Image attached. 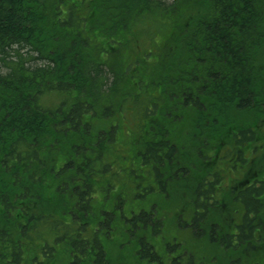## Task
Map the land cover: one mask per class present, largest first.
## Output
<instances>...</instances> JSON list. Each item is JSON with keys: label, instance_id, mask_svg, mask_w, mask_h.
<instances>
[{"label": "trees", "instance_id": "1", "mask_svg": "<svg viewBox=\"0 0 264 264\" xmlns=\"http://www.w3.org/2000/svg\"><path fill=\"white\" fill-rule=\"evenodd\" d=\"M259 153L264 0H0V264H246Z\"/></svg>", "mask_w": 264, "mask_h": 264}, {"label": "rangeland", "instance_id": "2", "mask_svg": "<svg viewBox=\"0 0 264 264\" xmlns=\"http://www.w3.org/2000/svg\"><path fill=\"white\" fill-rule=\"evenodd\" d=\"M257 160H260V162L261 160H263V157L261 156L260 153L256 155L255 158L252 159V161L249 162L251 163L250 165H246V168L236 171L235 173H231L230 175H228L227 177H225V179L221 181V187L227 185L225 189L221 190L222 200L226 206H229V204L233 206L232 198H233V194L235 193L234 188L244 186L250 182H256L257 178L264 177V163H260ZM227 200L228 201L231 200L229 204ZM171 215H172V212H171ZM238 217L240 219V216ZM165 220H167L168 225L165 229V232L163 233L164 237L168 236L171 240H173L175 236L176 238L180 240L188 239L189 240L188 249L192 251H196V249H198V245H199V242H197L198 239L195 238V235L190 231V229H183L181 227L174 226L173 219L171 218V216L166 217ZM220 232H223V230L221 229ZM159 239L163 240L161 236H159ZM253 248L258 249L259 247L253 246ZM199 250L201 252H206L207 249H204V250L199 249ZM260 250L261 251H258L256 254L251 255V257H249L250 259L248 258L246 264H259V263L264 264V247H260ZM229 252H230L229 250H227V252L223 251L222 254L216 255V256H212L211 253H208L207 255L208 256L211 255L212 259L210 260V262H205V263L226 264L225 260ZM189 253L190 252L186 251L184 254L188 255Z\"/></svg>", "mask_w": 264, "mask_h": 264}, {"label": "flooded vegetation", "instance_id": "3", "mask_svg": "<svg viewBox=\"0 0 264 264\" xmlns=\"http://www.w3.org/2000/svg\"><path fill=\"white\" fill-rule=\"evenodd\" d=\"M250 183H251V182H250ZM248 184H249V183H248ZM246 185H247V184H246ZM226 186H227V185H226ZM226 186H222V189H225ZM242 187H243V186H240V187L234 188V189H235V193H237L238 190L241 189ZM232 188H233V187H232ZM222 189H221V190H222ZM221 190H219L220 194H221V192H222ZM239 215H241V214H239Z\"/></svg>", "mask_w": 264, "mask_h": 264}]
</instances>
